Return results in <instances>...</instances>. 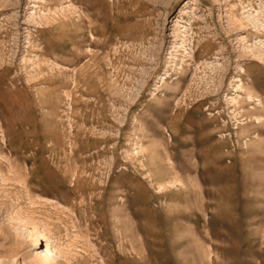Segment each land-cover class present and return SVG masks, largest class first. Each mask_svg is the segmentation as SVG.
<instances>
[{
    "label": "rangeland",
    "instance_id": "1",
    "mask_svg": "<svg viewBox=\"0 0 264 264\" xmlns=\"http://www.w3.org/2000/svg\"><path fill=\"white\" fill-rule=\"evenodd\" d=\"M0 264H264V0H0Z\"/></svg>",
    "mask_w": 264,
    "mask_h": 264
},
{
    "label": "bare ground",
    "instance_id": "2",
    "mask_svg": "<svg viewBox=\"0 0 264 264\" xmlns=\"http://www.w3.org/2000/svg\"><path fill=\"white\" fill-rule=\"evenodd\" d=\"M18 219V218H17ZM22 221V220H21ZM18 222V221H17ZM22 223V222H21ZM24 223V222H23ZM21 225V224H20ZM22 227V225H21ZM24 228V227H23ZM35 238V237H34ZM37 242V241H36ZM56 251L54 248L47 245L42 251L40 258L45 263H51L52 259L55 257Z\"/></svg>",
    "mask_w": 264,
    "mask_h": 264
}]
</instances>
